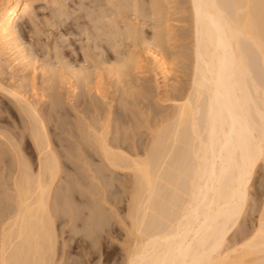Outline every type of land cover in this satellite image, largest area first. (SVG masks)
I'll use <instances>...</instances> for the list:
<instances>
[{"label":"bare ground","instance_id":"obj_1","mask_svg":"<svg viewBox=\"0 0 264 264\" xmlns=\"http://www.w3.org/2000/svg\"><path fill=\"white\" fill-rule=\"evenodd\" d=\"M125 2L127 1L123 0V5L127 4L129 7L131 2ZM188 2L193 24L190 86L188 92L180 96L181 99L178 98L180 102L174 100L175 111L165 118L162 125L159 124L158 129L151 131L150 143L143 151H139L136 146L125 148L124 142L118 141V137L110 138L112 124L115 123V118L111 119V112L93 121L88 119L91 122H85L81 117L82 131L72 134L76 137V141L73 140L76 147L57 145L47 125L53 121L57 128L58 115L63 111L60 97L57 96L48 115L38 109L26 94L23 95L24 92L15 90L16 87L18 89L17 85L15 89H6L7 85L3 86L0 82V91L13 99L18 105L19 114L25 118L30 140L26 144H31L36 154L34 165L24 155L20 143L17 144L12 138L8 139L0 133V137L9 146L14 162L13 167L10 166L12 170L0 186V264H61L66 242H61L62 255L59 257V238L65 232L64 227L71 224L72 239L77 243H87L90 240L96 241L103 236L102 233L112 231V220H116L125 232L121 259L125 264H264V200L256 202L260 209L256 211L258 214L252 230L243 227L253 177L261 166L264 168V0ZM154 7L156 5L153 3L152 8ZM32 8L34 9L32 0H0V53L7 55V58L13 57L12 66H23L25 71L32 70L34 66V61L21 40V34L26 29L25 20L30 16ZM153 12L155 13L154 10ZM94 22L97 21L93 20L92 23ZM97 24L95 26H100ZM101 26L104 27L103 33L106 31L107 34H114L113 30L107 31L111 30L107 29V25ZM132 31L127 32L128 39L134 38L131 33L136 30ZM124 33L126 34L125 31ZM103 36L104 42L111 37ZM154 38L160 39L159 36L156 37V33ZM145 40L142 42L149 41ZM145 49L147 51L143 53L152 60L157 69L155 71L166 81L172 74L171 63L154 42L149 43ZM141 56L143 55L136 57V60L134 55L136 61L130 57L132 64L136 62L135 69L140 65L144 67V61L148 59L143 56V61ZM9 61L8 59L7 62ZM11 62L8 64L11 65ZM71 69L65 74H71L70 81L66 83H70L71 96H74L77 87L71 80H81L77 74L83 72L76 71L75 74ZM139 69L140 67L137 70ZM89 72L92 71H88V74ZM115 72L117 74V69ZM88 74H84L87 75L86 80H90L89 84L94 83L95 78L92 80L91 76L90 79ZM118 74L121 75L120 72ZM98 80L96 83L101 82ZM97 95L95 94L96 97ZM128 102L122 104L123 108L125 105L129 106ZM100 106L106 109L105 106ZM96 109L98 108L95 111ZM97 112L99 114L100 110ZM105 112L107 109L102 115ZM87 118H90L89 114ZM115 133L118 136V132ZM88 149L93 150L97 156H91L92 153L89 155ZM5 156L0 149V163ZM96 160L101 165L94 169ZM106 171L112 175L127 173L130 177L129 191L127 199L125 198L128 206L124 215L117 208L121 198L117 194L109 198L107 194L106 188L110 183ZM89 179L91 181L87 184L86 180ZM90 186H95L92 194L99 198L87 203L89 214L86 218L82 199H78L75 192H78L79 187L89 189ZM82 194L81 197H84L85 193ZM58 220L63 227H60L61 230L57 226ZM237 232L240 240L234 244L230 237Z\"/></svg>","mask_w":264,"mask_h":264},{"label":"rangeland","instance_id":"obj_2","mask_svg":"<svg viewBox=\"0 0 264 264\" xmlns=\"http://www.w3.org/2000/svg\"><path fill=\"white\" fill-rule=\"evenodd\" d=\"M4 1L5 0H2V2ZM125 1H127L128 3L131 2L130 4H128L129 7H127V4L123 5V0H115V1L113 0H32L34 9L33 8L31 9L30 16L27 17V19L25 20L26 29H24V31L22 32L23 34H21L22 35L21 40H22V43H25L23 44L24 49L29 55H31V58L34 61L33 67L35 69L32 67V70L29 69V70H26L27 71L26 72L23 66L20 67V65L18 66L17 64L16 65L13 64L12 66L11 59L13 57L10 58L8 56L9 58H7V55H2L0 53L2 57L4 56L3 58L0 57V65H1L0 67L2 68L4 66L2 69L0 68V71L3 70L2 71L3 73L0 72V82L3 86L7 85L6 87L8 88L5 87L6 89H10V88L15 89L14 87H16L17 85L18 89L16 87L15 90H18V91L20 90L22 93L24 92L23 95L26 94L27 98H29V100L35 106L37 105L38 109L42 110L46 114L51 112L50 107L52 106L54 102H56L55 100L57 96L60 97L59 99L62 100V104H63L62 110L63 111L62 113H60V115H58L57 128H55L56 126H54L55 124L53 123V121L48 123L47 125L48 131L52 135L54 142L55 143L57 142L56 143L57 145L63 144L64 147L66 148H71V147L74 148L75 144L73 143L74 141H76L74 140V138L76 139V137L72 136V134H75V133L78 134L80 131H82L80 128L83 126V125H80L81 117H83L82 120H85V122L86 121L89 122L90 120L93 121V119L95 118L97 119L102 118L103 116L107 115L106 113L109 114L111 112L112 113L111 119L115 118L113 121L116 124L112 122L113 131L111 129V133H110V135L112 134L111 135L112 137L110 136L109 137L112 139L119 138L118 141L121 140L122 141V142L120 141L121 143L124 142L123 145L125 146V148L136 146V148H138L139 151H143L144 147L146 148L148 146L147 144L150 143L151 131L158 129L160 127L159 124L162 125L163 121L166 120L165 118H167L169 115H171L175 111L174 106L176 102L179 101L178 98L181 99L184 93L186 91L188 92L190 81H191V70H192L191 66L193 62L192 61L193 60L192 59V52H193L192 50V47H193L192 25L193 24L191 22L192 21L191 10H190V5H189L188 0H169V1L168 0H155L156 3L153 2V0H125ZM170 1H172V3ZM153 3H154V6L156 5L154 9L152 8ZM98 7H100V9ZM115 7L117 11L115 10ZM123 7H126V8H123ZM152 9L155 11V13L153 12L154 15H152L153 14ZM104 10H106L107 12L106 11L104 12ZM130 10L131 12H129ZM110 13H112L113 15L112 14L110 15ZM86 16L88 19L86 18ZM89 16H90V19H89ZM96 17L98 18L99 21L97 20ZM110 18L111 20H109ZM93 20L99 22V24H97V22L92 23ZM113 22L115 24H113ZM96 24L100 25L98 26L99 28L95 26ZM101 24L103 26L107 25L106 26L107 29L111 28V30L108 29L107 31L112 32L113 30V33L115 35L112 33H111L112 35L109 33L107 34L106 31H105L106 34L105 32L103 33L104 27H102ZM127 24L130 25L131 27L128 26ZM100 27H102V30ZM83 28H85V30ZM125 28L126 29L131 28V29L126 30ZM155 29L157 30V32H155ZM132 30L133 31L136 30L134 32H137V33H134ZM124 31L126 32V34L124 33ZM129 31L133 32L131 33L132 34L131 36L134 35L133 36L134 38L131 37V39H128ZM34 32L36 33L34 34ZM62 32L64 33L62 34ZM102 33L106 36L107 35L111 36L108 38L106 37L107 40L109 41L104 42L105 36H103ZM155 33H156V37L157 36L160 37L159 40L154 38ZM94 35L98 39H95L96 37L94 38L93 37ZM60 37L62 38L59 39ZM114 37L115 39H113ZM138 38L139 40H137ZM142 38L146 39L145 41L149 40L147 41L149 43L154 42L155 44H157L159 50H161L164 53V55L167 57L168 62L171 63L170 65H171L172 74L168 79H166V81L163 79L161 75L158 74V71L157 72L155 71L157 69H155L156 68L155 65L153 66L152 60H150V58L147 56L146 53H143L147 51V49L145 48H147L149 43L146 44L147 42L145 43L142 42L144 40V39L141 40ZM135 39L137 40L136 41L137 43L134 42ZM65 40H67L66 43H65ZM96 40H98L97 43H96ZM31 43H33V45ZM63 43L65 44L63 45ZM141 43H144V45L146 44L145 45L146 47L142 45ZM118 47L119 49H117ZM93 49H96V50L94 51ZM131 52L133 53L131 54ZM128 55H131V56H128ZM134 55H135V58L139 57L140 55L147 56L148 59H146V57L144 56V58L147 61L146 60L144 61L143 56H141L142 58L141 60L145 62V63L142 62L144 63L143 66L145 68L142 67V65H140L139 70H137L139 67L135 69L136 65L134 66V64L136 62L132 64L133 63L132 59L130 60V57L133 58ZM125 57L128 60L124 59ZM6 59L7 60L9 59L10 61L7 62ZM121 60H123V62ZM136 60L133 58V61H136ZM10 62H11V65H9ZM128 62H131V64ZM117 65L118 66L120 65V66L118 67ZM126 65L130 68L126 67ZM71 66H72V69L70 68ZM114 66L116 68H114ZM64 67H66L65 70L63 69ZM122 67L123 69H121ZM47 69L48 71H46ZM70 69H71V72L73 71L72 73L75 72V74H77V72L79 73V71L83 72L81 74L80 73L77 74L80 76L81 80L78 78L79 76L77 75L76 77L79 80H76L74 78L71 80L73 85L77 87L76 88L77 93L75 92L76 96L75 95L71 96L70 87H69L70 83H66L70 81L69 77L71 76H69L70 73L68 75L65 73H67V71H70ZM116 69H117V74L115 72ZM88 71H92L91 73L89 72L90 74L89 77L91 79V76H93L92 80H94L95 78V81H93L95 84L94 83L89 84L90 82L88 83V81L90 80L89 79L86 80L85 76L87 77V75H84V74H88ZM119 72L121 73V75L118 74ZM54 73L56 77L54 76ZM59 73L61 74L59 75ZM49 74H52V75H49ZM156 74L159 76H157ZM35 75L36 77H34ZM96 79L97 80L99 79L98 81H101V82L96 83L97 81ZM7 82H9V84ZM98 83H102V84L98 85ZM89 85H90L89 87L90 90H88ZM91 87H94V88L97 87L98 90L96 88L95 90L92 88L93 89L92 90ZM26 89L28 92L26 91ZM99 89H101L100 92H99ZM84 90L85 91L87 90V91L85 92ZM92 91L95 92V94L99 95L100 93L101 95L99 96L97 95L96 97ZM88 94H90L91 96H88ZM6 96L8 95L0 91V108H1L0 109V133L4 134L8 139L12 138L15 143L17 144L20 143L21 148L23 149L24 155L27 158H29L32 164L35 165L36 154L33 150V147L31 144H26V141L30 143V140L28 136V131L26 130L27 126H26V121L24 120L25 118L19 114L18 105L13 101V99L10 96L8 97ZM102 98L103 99L106 98V99L103 100ZM94 101L95 102L98 101V102L95 103ZM127 102L129 106L125 105L126 107L127 106L128 107L124 111V108L126 107L123 108L122 104L127 103ZM95 105L96 107H94ZM98 105L99 106L102 105V107L105 106V108L107 109V112H105L104 115L102 114L106 109L104 110V108H100L101 106L99 107ZM95 108H98L96 110L97 111L100 110L101 113L99 112L98 114V112L95 111ZM110 109L112 111H110ZM122 110L123 112H121ZM117 113H119L120 115ZM88 114L90 118H87ZM117 118L118 119L120 118L119 119L120 121ZM88 119L90 120L88 121ZM85 122L82 121V123H85ZM114 124L116 126H114ZM58 125H60V128ZM117 127H118V130H117ZM76 131H78V133ZM115 132H118V136H117V133ZM113 136L118 137V138H114ZM0 149L3 150L4 153L6 154L5 156L6 158H4V161L0 163L1 165L0 166V181H1L0 186H1V184L4 181V178H6L9 175L10 171L12 170L11 167H13L14 162L10 154L9 146L7 145V143L5 144V141L1 137H0ZM90 149H88L89 151L87 150V152L90 153L88 154L91 155L92 153L91 156L93 155L95 156L96 154L92 152L93 150H90ZM96 158L98 159V157ZM94 164H95L94 169H97L101 165L98 160H96V163ZM262 167L263 166H261L256 171L253 177L251 188H250V197H249L250 200L248 201L249 203H247L248 206L246 205L245 207L246 214L244 215V220H243L244 223L242 222L243 227L245 226L251 230H252V225L256 222L255 220L258 214L257 212L260 209L258 206H256L257 204L256 202H259V201L263 202L264 200V168ZM105 174L108 177L107 178L108 183H110L109 187L106 188L107 194L109 195V198H111L113 194H117V197L121 198L120 203L117 204V208L119 209L120 214L124 215L125 212L127 211V206H128L126 199H127V191H129L130 177L128 176L127 173L126 174L113 173L112 175V173L106 171ZM90 181H91L90 179L88 181L86 180V183L89 184ZM90 187L92 189L91 188L87 189L86 187H79L78 192H75V196L78 199H82V209L84 213H87L85 214V217L89 214V207L87 203H92L93 201H95V199L99 198L98 196H95V195L93 196L92 194L93 192L92 190L95 189V186L93 187L90 186ZM80 193L81 194L85 193L84 195L82 194L84 197H81ZM111 225H113V230L108 231L105 234L102 233L103 236H100L99 239H97L96 241L90 240V241H87V243L85 242L77 243L76 240L72 239L73 226L69 224V227L67 226V228L66 227L63 228L61 225V221L59 222L58 220L57 226L59 227L60 230H61L60 227H62L63 231H65L64 233H62V237L59 238V243L61 246V248L59 246V251H58L59 257L62 255V250H61L62 243L63 241L66 242V247H65L66 250L64 251L65 256H63L64 258L61 264H125L121 260L122 254H123L122 253L123 252L122 250L123 242L122 241L125 239L124 238L125 232L123 228L121 227V225L116 220H112ZM79 231L81 232V229H79ZM82 234H85V232H82ZM69 237L70 239H72L71 241H69L70 240ZM65 239L68 240L69 242H67ZM239 240H240L239 232H237L232 237H230V241H232V243L234 244L239 242Z\"/></svg>","mask_w":264,"mask_h":264}]
</instances>
